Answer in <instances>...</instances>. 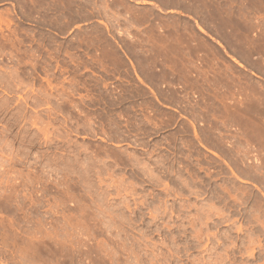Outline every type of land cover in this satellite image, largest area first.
I'll list each match as a JSON object with an SVG mask.
<instances>
[{
	"label": "rangeland",
	"instance_id": "rangeland-1",
	"mask_svg": "<svg viewBox=\"0 0 264 264\" xmlns=\"http://www.w3.org/2000/svg\"><path fill=\"white\" fill-rule=\"evenodd\" d=\"M0 264H264V0H0Z\"/></svg>",
	"mask_w": 264,
	"mask_h": 264
}]
</instances>
